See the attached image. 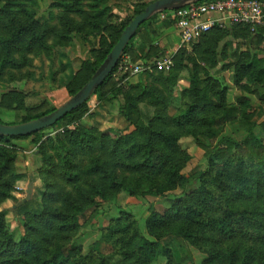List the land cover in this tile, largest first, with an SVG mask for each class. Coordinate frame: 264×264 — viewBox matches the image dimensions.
I'll return each instance as SVG.
<instances>
[{
    "label": "trees",
    "instance_id": "16d2710c",
    "mask_svg": "<svg viewBox=\"0 0 264 264\" xmlns=\"http://www.w3.org/2000/svg\"><path fill=\"white\" fill-rule=\"evenodd\" d=\"M151 2L138 0L134 14L118 23L110 0H53L50 19L39 16L41 0H0L1 70L25 68L28 58L23 54L35 48L47 52L52 46L69 45L76 34L85 32L87 40L94 33L98 47L91 48L90 58L66 86L72 97ZM159 15L138 28L96 92L50 127L63 125L61 132L46 136L47 128L27 136L0 135V205L14 198L16 182L23 177L15 166L17 140L32 138L44 184L42 208L25 214L19 240L9 230L8 211L0 210V264H191L188 254L178 260L173 248L162 244L169 235L181 237L204 254L202 264H264V139L255 134L259 126L264 137V120L256 123L257 110L245 93L264 102V58L255 49L264 41L263 30L252 33L250 25L240 24L233 30L215 27L193 45L194 53L179 50L168 72L146 70L139 73L137 83L129 81V73H122L110 86L125 55L134 64H147V59L131 53L137 55L138 38L148 45V52L152 50ZM164 26H174V20H164ZM232 35L237 40L250 39L254 51L233 40L220 50ZM221 56L225 69L233 72L234 84L245 91L232 102L225 77L212 73ZM185 69L190 72L189 87L183 92L185 108L171 116L174 88ZM4 99L10 110L22 112L16 122H6L0 115V123L5 124L28 122L57 108L28 106L25 95L16 91ZM116 100H122L119 112L127 128H99L84 121L92 106ZM228 126L245 137L237 140L225 135ZM184 136L192 137L204 151L207 166L194 188L172 200L163 213H150L146 230L152 239L143 235L136 217L123 209L101 228L109 253L94 247L84 251L75 239L96 218L102 204L124 192L135 197L161 196L184 188L187 178L182 171L191 159L180 143Z\"/></svg>",
    "mask_w": 264,
    "mask_h": 264
},
{
    "label": "rangeland",
    "instance_id": "374dc122",
    "mask_svg": "<svg viewBox=\"0 0 264 264\" xmlns=\"http://www.w3.org/2000/svg\"><path fill=\"white\" fill-rule=\"evenodd\" d=\"M53 0H41V9L39 16L48 17L50 13V4ZM153 0H146L151 2ZM138 0H110L114 16V21L121 23L129 19L135 11L136 3ZM50 19V17H48ZM233 27V26H232ZM230 27V30L233 28ZM232 28V29H231ZM173 26H170L169 32L166 34L154 33V40L156 43L152 47L151 51H147L140 55L139 49L135 44L137 55L131 53L138 59H147V64L151 66L160 59L171 57L175 59V55L179 50H186L188 54H192L193 45L198 44L200 39L193 41L190 44H181L176 51L171 53L166 50L162 51L164 46L163 39L167 37L172 40L177 34ZM251 32L253 30L251 28ZM84 33L76 34L73 40L67 46L53 47L50 51H42L35 48L33 52H26L25 56L28 58V65L22 69H6L1 70L0 67V115L6 122L19 121L22 114L21 111L10 110L7 107L8 100L4 99V95L9 92H20L25 95V101L28 106H36L44 104L45 108L59 107L70 99V95L66 86L70 79H72L81 69L82 63L90 58L91 48L98 47V37L89 34L87 40L84 39ZM51 40V43H53ZM227 40H233V42H240L243 48H251L254 51V47L250 44V39L240 38L237 40L232 36L226 38L220 45V50L223 48ZM181 41V39L179 40ZM53 45V44H52ZM250 45V46H249ZM264 41L261 42L260 47L255 48L260 57L264 58ZM157 50V51H155ZM161 51V53H160ZM229 54V48H227ZM45 52V53H44ZM155 52L160 55H156ZM22 55H20L21 57ZM153 69V68H152ZM151 69V70H152ZM118 74L115 75L111 84L117 83L119 75L124 73L122 70H118ZM168 72V71H166ZM212 73L220 78L225 77L227 83L230 86L228 98L232 102L234 96L240 92H245L240 87L236 86L233 82L232 70L225 69L222 56L220 57V63L218 67L212 70ZM139 74L131 75L129 81L131 83H137ZM188 70H182L178 82L174 88L175 97L169 107V114L171 116L176 115L185 108L186 99L183 96V92L189 87ZM246 85L253 86L252 83L245 81ZM252 99L254 107L256 108L255 121L257 124L264 120V102L259 101L253 94L245 92ZM122 100H116L111 103H105V105L92 106L90 112L84 117V121L91 123L99 128H105L107 126H113L116 128H127L125 123L119 122L120 106ZM110 117V119L108 118ZM123 118V117H122ZM98 120V121H97ZM63 130V125H57L46 131V136L54 135L57 132ZM255 134L264 139L263 134L257 126L255 128ZM225 135L231 136L237 140H241L245 137L243 132H238L234 126H228L225 130ZM32 138L17 140L14 142L17 148V160L15 163L18 173H21L23 177L16 182L15 190L13 191L14 198L8 199L0 205V210L8 211L9 230L13 233L16 240H19L24 231V216L29 211H39L42 208V194L44 191L43 181L38 175V169L41 166L39 157L34 154V145ZM183 149L187 150L191 156L187 166L183 169L182 173L187 178V183L184 188H179L171 193L161 196H130L127 193H121L113 202H106L101 205L98 210L96 218L85 225L75 241L83 246L84 251H88L91 247L98 250L101 253H109L107 243L101 236V228L107 225L108 220L111 217H116L120 214L121 210H127L131 212L138 220L140 230L143 235L152 239L146 230V219L152 211H159L163 213L167 207L170 206L171 201L177 196L182 195L185 191L194 188L197 185L198 177L201 172L206 168L207 163L204 158V151L200 149L195 140L192 137L184 136L180 140ZM162 244L171 246L175 252L176 258L179 260L182 254L186 253L190 256L191 264H202V260L205 257L195 247L189 245L181 237L175 235H169L162 239ZM157 264V263H154Z\"/></svg>",
    "mask_w": 264,
    "mask_h": 264
},
{
    "label": "built area",
    "instance_id": "2783aa9c",
    "mask_svg": "<svg viewBox=\"0 0 264 264\" xmlns=\"http://www.w3.org/2000/svg\"><path fill=\"white\" fill-rule=\"evenodd\" d=\"M161 15L164 19L174 20L181 44H190L215 27L228 28L236 24L250 25L253 32L261 28L264 33V0H206ZM173 65L171 57L157 60L152 66L142 62L134 64L127 54L119 70L136 75L152 68L169 71Z\"/></svg>",
    "mask_w": 264,
    "mask_h": 264
},
{
    "label": "water",
    "instance_id": "95a60500",
    "mask_svg": "<svg viewBox=\"0 0 264 264\" xmlns=\"http://www.w3.org/2000/svg\"><path fill=\"white\" fill-rule=\"evenodd\" d=\"M202 1L206 0H155L151 2L145 10L140 14H137L123 30L121 37L99 66L97 71L75 95L57 107L53 112L40 118L18 124L0 123V135L12 137L27 136L52 127L67 114L83 105L104 83V81L118 65L126 46L144 22L150 20L156 14L179 9L181 7Z\"/></svg>",
    "mask_w": 264,
    "mask_h": 264
},
{
    "label": "crops",
    "instance_id": "0c3cea01",
    "mask_svg": "<svg viewBox=\"0 0 264 264\" xmlns=\"http://www.w3.org/2000/svg\"><path fill=\"white\" fill-rule=\"evenodd\" d=\"M164 20H166V19L162 18V15L160 14L158 20L155 23V26L158 28L159 33H161V34H165V33L167 34L169 32V28H170V27L164 26ZM173 27H174V29H176L175 25ZM228 28H230V27H228ZM174 36L175 37L171 38L172 39L171 41H170V38H168V37L166 39H163V41H164L163 49L169 53L176 51L178 46L180 45V42H181V41H179L180 37L178 34L175 33ZM136 44H137V47L139 49L140 55H143L146 52V50L148 51V45L141 42L140 38L137 39ZM99 108H102V107L99 106ZM108 118L110 119V117H108ZM119 122L122 124L125 123V125H124L125 127H127V125H128V123L122 117L119 118Z\"/></svg>",
    "mask_w": 264,
    "mask_h": 264
}]
</instances>
